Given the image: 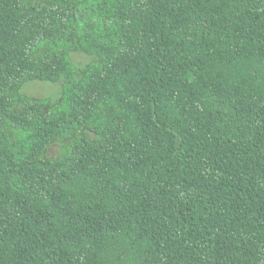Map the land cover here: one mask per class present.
Here are the masks:
<instances>
[{"label": "trees", "instance_id": "obj_1", "mask_svg": "<svg viewBox=\"0 0 264 264\" xmlns=\"http://www.w3.org/2000/svg\"><path fill=\"white\" fill-rule=\"evenodd\" d=\"M0 264H264V0H0Z\"/></svg>", "mask_w": 264, "mask_h": 264}, {"label": "rangeland", "instance_id": "obj_2", "mask_svg": "<svg viewBox=\"0 0 264 264\" xmlns=\"http://www.w3.org/2000/svg\"><path fill=\"white\" fill-rule=\"evenodd\" d=\"M71 57L78 67H82L87 61L91 59L90 56L81 52H73ZM61 90V82H43L38 80L28 81L23 85L22 92L35 97L49 96L56 98ZM63 143L55 142L48 149V156L55 157L62 150Z\"/></svg>", "mask_w": 264, "mask_h": 264}]
</instances>
